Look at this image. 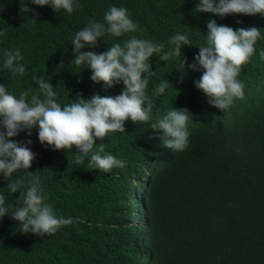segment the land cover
<instances>
[{
	"label": "trees",
	"instance_id": "1",
	"mask_svg": "<svg viewBox=\"0 0 264 264\" xmlns=\"http://www.w3.org/2000/svg\"><path fill=\"white\" fill-rule=\"evenodd\" d=\"M218 3L219 0H216ZM78 7L69 14L31 0H0V84L19 98L23 91H39L37 80L50 82L61 105L95 93L119 95L123 82L104 90L91 81L87 65H68L74 59L75 34L90 21L105 24L111 6L127 9L137 25L133 33L106 34L98 47L84 51L102 53L132 36L174 47L169 39L187 35L192 46L183 45L181 55L168 62L153 56L155 75L147 94L162 81L173 83L154 98L152 118L147 123H124V132L109 133L96 140L104 153L125 162L108 173L92 169L89 157L78 164V153L54 151L41 144L38 127L28 136L36 154L31 168L20 169L12 179H22L26 191L38 176L45 203L57 217L71 218L55 234L40 237L20 232L10 216L19 206V191L12 193L9 180L0 173V195L9 215L0 220V264H264V15L195 13L199 0H74ZM33 9L21 12V7ZM216 20L234 30L257 27L261 36L249 63L238 80L244 99L225 110L207 103L195 87L202 71L188 70L180 82L179 63L190 65L207 44V23ZM239 21V22H238ZM19 50L24 74L3 69L5 51ZM63 63L64 67H59ZM33 77L37 79L34 80ZM41 98L43 96L41 95ZM187 109L188 147L173 152L163 146L151 129L169 110ZM6 132V129H0Z\"/></svg>",
	"mask_w": 264,
	"mask_h": 264
},
{
	"label": "clouds",
	"instance_id": "2",
	"mask_svg": "<svg viewBox=\"0 0 264 264\" xmlns=\"http://www.w3.org/2000/svg\"><path fill=\"white\" fill-rule=\"evenodd\" d=\"M37 6L50 5L57 13L63 9L71 14L78 7L74 0H31ZM31 12L27 6L21 12ZM195 13H212L220 17L229 14L264 15V0H199ZM105 24L90 21L86 27L77 32L71 41L74 45L73 56L68 65L91 69V81L103 84L105 92L123 82L124 88L119 95H101L95 93L89 99L82 96L70 105H61L56 100L54 87L43 77L37 80L39 91H23L19 98L10 94L6 86L0 84V173L10 181L8 188L12 193L19 191V206L10 216L21 226L20 232L32 233L40 237L52 235L63 226L73 223L71 218L57 217L53 209L46 204L42 194L39 177L30 180L26 191H22L25 182L13 180V174L20 169L31 168L36 154L29 148L31 140L18 142L13 138L26 131L28 136L38 127L41 144L50 146L54 151H71L78 153L77 163L84 164L85 157L90 156L89 165L102 173L110 172L114 167L123 168L125 162L114 155L104 153L103 143L93 151L96 140L103 141L109 133L124 132V123L131 120L134 124L147 123L152 118L154 98H159L173 83L162 81L154 88L152 95L147 94L149 79L155 72L151 58L158 56L160 61L168 62L181 55L182 46H192L187 35L175 34L169 39L171 49L164 43L132 36L123 46L116 43L102 53L84 51L97 48L98 41L106 34L120 37L133 33L137 25L129 18L126 8L111 6L105 13ZM239 22V21H238ZM207 44L200 46L199 53L189 65L186 58L179 63L180 82L187 77L188 70L202 71L195 87L207 97V103L219 110H225L236 99H244V85L237 79L243 65L249 63L255 52L254 45L261 36L257 27L233 28L218 24L216 20L207 23ZM6 29L0 35L6 34ZM264 57V51L260 53ZM3 69L15 74H24L25 66L18 63L23 59L19 50L5 51ZM61 63L59 67H64ZM36 80V77H33ZM41 95L43 98H41ZM187 109L169 110L151 129L157 134L163 146L173 152L184 151L188 147L189 121ZM9 215L5 206V197L0 195V220Z\"/></svg>",
	"mask_w": 264,
	"mask_h": 264
}]
</instances>
